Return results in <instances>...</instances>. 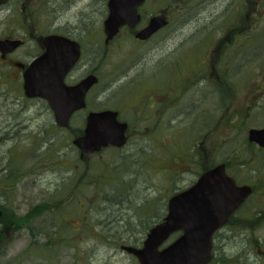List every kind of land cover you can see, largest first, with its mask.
<instances>
[{
  "label": "rangeland",
  "instance_id": "1",
  "mask_svg": "<svg viewBox=\"0 0 264 264\" xmlns=\"http://www.w3.org/2000/svg\"><path fill=\"white\" fill-rule=\"evenodd\" d=\"M107 1L0 6V40H25L16 59L34 54L35 39L60 32L79 38L85 56L94 50L99 82L89 107L115 109L129 122L124 147L81 153L73 140L82 133L83 114L58 128L0 60V264H139L121 246L140 247L165 216L169 197L218 164L254 192L214 237L209 264H264V148L248 141L250 129L264 128V0H253L252 13L242 0H222L197 19L170 12L169 27L148 42L121 32L105 47ZM174 1L146 0L140 26ZM216 37L219 45L211 47ZM168 51L175 52L167 57ZM168 92L172 98L181 92L180 107L196 106L192 116L173 115L166 105L157 116L139 101Z\"/></svg>",
  "mask_w": 264,
  "mask_h": 264
},
{
  "label": "water",
  "instance_id": "2",
  "mask_svg": "<svg viewBox=\"0 0 264 264\" xmlns=\"http://www.w3.org/2000/svg\"><path fill=\"white\" fill-rule=\"evenodd\" d=\"M7 1L0 0V6ZM143 2L107 1L108 14L103 22L105 43L113 39L121 27L134 28L139 24L138 8ZM166 24L165 18L154 16L135 38L145 40ZM43 39L47 50L24 71L23 94L32 98L47 97L57 125L66 127L70 114L84 106L85 93L97 78L91 75L74 87H65L64 76L79 58V46L56 34ZM19 45V40L1 39V57ZM126 128L114 111L90 112L83 135L74 139L73 145L81 153H96L108 146L120 148L126 142ZM248 141L264 148V128L250 129ZM251 193V186L237 185L226 174L225 165L218 164L202 173L189 188L169 197L165 216L147 231L140 247L121 246V250L132 255L139 264H208L212 260L213 233ZM175 233L179 235L168 243Z\"/></svg>",
  "mask_w": 264,
  "mask_h": 264
},
{
  "label": "flooded vegetation",
  "instance_id": "3",
  "mask_svg": "<svg viewBox=\"0 0 264 264\" xmlns=\"http://www.w3.org/2000/svg\"><path fill=\"white\" fill-rule=\"evenodd\" d=\"M146 0H144L143 4L145 3ZM222 1V0H182V1H174V5L173 6H168L166 7L165 9H163L161 12L159 11V13L157 14H154L150 17H148L146 19V22L145 24H143L142 26H140V23L143 21V15L142 13L139 11V8L143 5H141L139 8H138V13L140 15V22L137 26H135L134 28H129L127 26H123L119 29V32L116 34V36L113 37V39H111L108 43H105V34H104V31H103V35H104V41H103V44L105 45V47H108L119 35L121 32H126L128 34H132L133 37H134V40L137 42V43H146L148 42L149 40H151L152 38L156 37L157 35H160L166 28L169 27L170 25V16H169V13L170 12H173V13H178V14H181L183 12H193V14H195V16L193 17V19H197V14L201 13L202 11H209V12H212V10L216 9L219 2ZM222 2H220L221 4ZM240 2L238 1V4ZM255 2L253 0H242L241 2V7L242 9H245L248 13H252V11H255ZM239 7V6H238ZM108 10V9H107ZM154 16H160V17H163L167 20V24L160 28L159 30H157L154 34H152L149 38L145 39V40H140V39H137L135 38V34L140 31L142 28H144L147 24H148V21L150 20V18L154 17ZM184 23V22H183ZM190 23L187 22V24H184V26H180L178 27V29L175 31L174 33V36L178 37L179 35L182 34V29H184L186 26H188ZM139 26V27H138ZM217 27V26H216ZM195 29H199L198 28H195ZM217 29V28H216ZM195 33V31H194ZM56 35H59V36H63V37H66L68 38L69 40L71 41H74L78 44L79 46V58L77 59V61L70 67V69L67 71V73L65 74L64 76V79H63V84L65 87L67 88H70V87H74L76 85H78L80 82H82L84 79H86L87 77L91 76V75H94L96 78H97V82L95 84H93L88 90L87 92L85 93V96H84V106L80 109H77L75 110L74 112H72L69 116V119H68V123H67V126L66 127H58L57 123H56V118H55V114L50 106V103H49V100L47 97H26L25 98L28 100V101H35V102H39L41 103L45 110L47 111V114L50 116V120L51 122H53L54 125H56L58 128H61V129H66L67 127L70 126L71 122L74 121L77 117L78 114H83V118H82V122L83 123V126L85 127L86 125V120H87V116L90 112H100V111H104V110H111V111H114L117 113V120L119 122H123L127 125V128H126V134H125V145L127 143V139H128V129H129V122L126 121L125 119L122 120L120 119V114H119V111L115 110V109H101V110H97L95 111L94 109H90V104H91V98L92 100H94L95 98V95H92L93 93V90L95 88V86L98 84L99 82V76L97 75V66H96V60H95V51L93 50L91 53H88L86 56L84 54V48H83V44H82V41L79 39V38H75L72 34H70L69 32L66 33V32H60V33H55ZM196 34V33H195ZM200 34V32H199ZM47 35H50V34H46V35H43L41 36L40 38L38 39H35V41H32L33 44H34V54H31L29 51H25L24 55L26 56H29L28 59L24 60V59H16V57H14L16 55V53L21 50L24 45H25V40L22 39V38H12V37H8L7 39H14V40H19L20 41V45L17 46L14 50H12L10 53H8L7 55L3 57H1V54H0V60L4 63H8V65L10 64L11 67H13L15 70H16V75L18 77H20L22 79V76H23V73L24 71L28 68V66L33 62V60H35L37 57H39L40 55L44 54L46 52V46L44 44V37L47 36ZM173 36V37H174ZM192 36L194 35H190V36H186L184 37V39L182 40V42H180V44H184L186 41H188V39H191ZM205 37V35H202L201 38L199 39H195V40H198V42L196 44L198 45H195V46H200L202 45V43L205 41V39H203ZM194 39V38H193ZM203 39V40H201ZM195 40L193 42H195ZM219 40H220V37H216L214 39H212L210 42H208V44H211V47L213 45H215L216 47H218L219 45ZM90 41V40H89ZM94 44V43H93ZM195 43H193V46H194ZM208 44L205 46L207 47ZM186 45V44H184ZM163 47V45H162ZM161 47L158 45L157 49H160ZM176 50V49H175ZM205 52L207 51V49H204ZM89 51V50H88ZM216 51V50H215ZM175 51H168L166 53V56L168 57L170 54L168 53H174ZM219 55V53H217V56ZM8 66V67H10ZM204 70H200L199 71V75H202L201 76V79L204 78V74H205V71L203 72ZM217 77L219 78V74L218 72L216 73ZM200 79V80H201ZM126 80V79H125ZM120 82V81H119ZM205 87V86H204ZM203 87V88H204ZM206 88V87H205ZM185 89V88H184ZM23 91V90H22ZM203 92V91H202ZM170 93L171 92H168L166 93L165 95H151V94H145L141 100H139L140 102H142L143 105H147L148 109L149 110H153L155 109V111H152V112H156L157 116H159V108H160V105L162 106H167V108L165 109H168L169 112H171L173 115H177V114H181V113H184L187 117L189 116H192V111H194L196 109V106H192V107H188L187 108L185 106L183 107H180L179 105V101L176 102V100H178V98H181L183 97V95H180L181 92H178L176 96L175 94V97L173 96H170ZM170 96V97H169ZM199 100H201V96H199ZM199 104H201V101L199 102ZM163 111V110H162ZM165 111V110H164ZM162 113V112H160ZM155 114V113H154ZM155 114V115H156ZM202 114L203 113H200L197 115V118L199 117V121H201L203 118H202ZM185 116V117H186ZM81 120V118L79 119ZM84 127H83V130H82V133L78 136L80 137L81 135H83V131H84ZM77 137V138H78ZM76 139V138H75ZM108 148H113V149H117V148H114V147H108ZM226 166V165H225ZM208 170V169H207ZM207 170H204L202 171V173H204L205 171ZM226 170V174L228 176H230L231 178H233L231 175H229V173L227 172V169L225 168ZM201 173V174H202ZM201 174H199L198 176H200ZM234 179V178H233ZM235 180V179H234ZM235 183L238 185L239 183H237V181L235 180ZM192 185V184H191ZM252 187V192H254V187L251 185ZM250 197V196H249ZM248 197V198H249ZM247 198V199H248ZM247 199L244 201V203L237 209L235 210L232 214H230L226 220V222L219 228L217 229L214 233H213V239L216 235H219L220 233H223L226 229V227L228 226V224L233 220V217L234 215L237 213V211L245 204V202L247 201ZM2 217V211H1V216L0 218ZM178 235V234H177Z\"/></svg>",
  "mask_w": 264,
  "mask_h": 264
}]
</instances>
